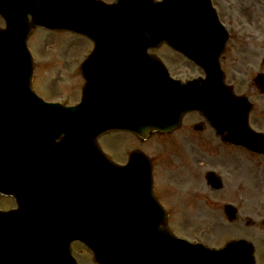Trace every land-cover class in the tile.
<instances>
[{
  "label": "water",
  "instance_id": "95a60500",
  "mask_svg": "<svg viewBox=\"0 0 264 264\" xmlns=\"http://www.w3.org/2000/svg\"><path fill=\"white\" fill-rule=\"evenodd\" d=\"M7 2L0 0V13L6 20V27L0 32V158L4 157L8 162L9 176L19 180L17 171L23 167L27 170L35 159L33 144L28 146L24 143L27 140L24 132L38 130L42 135L46 131L42 128V118L50 114L47 110L59 108L72 118L77 128L73 141L80 148L86 145L89 153L104 164H101L102 172L91 155L79 156L76 148L73 150L75 168H80V173L85 172L89 189L97 192L93 194L96 205L91 207L92 210L73 218L74 229L81 234L90 224L97 226L98 234L104 235L106 246L93 248L89 240H84L79 234L74 236L89 243L99 263L138 264L135 253H150L153 250L155 255L147 257L148 253L145 254L139 264H254L252 249L241 241H232L214 250L174 237L168 231L164 214L157 208L147 210V226L141 221L138 224L137 218H141L146 204H132L133 198L118 203L114 201L115 189L124 192L133 188L137 198L144 192H150L149 166L142 163L135 153L128 158L126 165H115L95 146L94 139L103 128H127L138 134H146L151 129L166 131L179 123L184 111L198 108L211 114V121L218 125L217 134L223 139L250 144L253 149L264 151V146H259L264 144V135L252 132L246 126L248 104L241 98L233 97L229 87L223 84L217 59L226 32L213 17L209 1L118 0L105 4L100 0H13L9 4L11 8L3 7ZM35 25L70 29L93 40L94 49L80 66L86 83L78 105L70 108L46 104L30 90L33 65L26 48V37ZM161 41H167L176 48H185L186 54L201 65L206 74L204 79L185 84L169 79L171 83H168L173 87L167 95L169 104L162 98L161 88L157 89L156 84L165 72L163 66L155 57L144 53L147 47H156ZM122 48L137 49L133 51L136 54L132 52L129 57L122 55ZM118 56L122 64L130 65L129 60L137 62L132 67L144 62L151 76V83H147L148 89L144 90L146 93H140L138 88V94L135 92L132 95L127 91V94L120 95L119 84L108 82L112 71L109 63H115ZM141 83L140 80L134 81L133 87ZM228 105L229 110L226 109ZM100 106L104 111L88 118L90 127L95 128L85 130L83 125L87 123V117L82 115L83 112ZM244 115L245 123H242ZM103 116L106 117L103 119ZM218 117L230 120V132L225 129L229 126L219 124ZM65 140L62 138L59 145L63 146ZM13 141L16 143L13 144ZM10 188L14 190L12 186ZM32 202L31 198H26L22 203L18 198L22 208L23 204L31 206ZM138 205L141 207L137 208ZM227 213L233 214L230 211ZM134 236L140 239L138 246L133 243ZM145 242L152 244L150 250L145 247ZM158 245H164V248ZM63 247L66 255V247ZM38 258L26 256L24 264H40ZM45 262L57 264L53 260Z\"/></svg>",
  "mask_w": 264,
  "mask_h": 264
},
{
  "label": "rangeland",
  "instance_id": "374dc122",
  "mask_svg": "<svg viewBox=\"0 0 264 264\" xmlns=\"http://www.w3.org/2000/svg\"><path fill=\"white\" fill-rule=\"evenodd\" d=\"M212 4L217 10L218 18L230 34L225 49L241 48L237 55L233 49L222 53V68L225 70L227 80L235 79L236 90L234 91L236 92L257 93V104L261 103L263 106L264 92L258 93L251 87V78L258 71H264L262 59L264 55V0H212ZM229 7H233V12ZM27 38V44L35 61L32 84L37 91L48 100H61L68 103L78 101L80 87L83 85L79 64L91 50V42L71 32L57 30L53 32L42 28H35ZM154 51L170 66L174 77L187 79L202 75L201 70L192 62L182 57L175 60L174 54L169 52L166 45H161ZM237 56H239L236 59L238 63L227 67V60ZM255 115L257 120H264V108L261 116L258 113ZM191 120L197 123L203 121L202 129L198 130L197 124L192 127L194 131L190 129L189 121ZM257 123L254 122V124ZM181 125L182 128L175 134L172 132L167 134L169 136L154 135L146 142H139L129 133H111L104 135L103 143L105 150L116 161L126 160V155L132 148H140L153 156L152 174L155 192H159L161 199L163 198L169 207L176 206L175 211L170 207L169 215V222L174 231L189 238L203 239L214 247L233 236H248L254 242L258 264H264V225L260 223L264 219V177L259 174L264 173V171L261 172L264 168V157L258 158L262 161L253 162V165L251 162L243 163L242 160H237V157L230 158L229 155L224 154L223 151L227 150L218 147V141L220 142L218 136L210 131L211 128L200 114L188 113ZM256 128L264 129V126H256ZM173 135L178 136V141L175 142ZM196 135H198L197 138L205 141V144H197ZM168 138L173 139L168 140ZM183 140L189 146L192 161L187 158L188 154L185 149L182 150L177 144ZM189 140H193L191 144ZM165 144L168 149L169 146L174 145V151L182 154L181 157H183L182 161L176 158L175 169L171 171L168 167L170 163L172 164V155L163 159L161 153L167 150ZM214 151L220 152L216 160L206 158ZM180 161L181 163H177ZM211 165L218 167V170L222 172L220 176L224 181L220 189L207 187L204 176L201 175L203 170ZM241 177L249 181H240ZM242 185H249V190L243 189ZM195 189L199 190L197 194L194 192ZM232 199L240 200L239 202L245 199L249 201V205L245 212L238 213L240 220L229 223L224 219L220 202ZM206 203L212 206L205 207ZM245 216H249L252 222L248 224ZM242 224L245 226L248 224L250 230L248 232L242 230L238 234V231L245 227ZM74 247L81 264H94L88 257L90 252L87 248L78 243H75Z\"/></svg>",
  "mask_w": 264,
  "mask_h": 264
},
{
  "label": "flooded vegetation",
  "instance_id": "af4514ba",
  "mask_svg": "<svg viewBox=\"0 0 264 264\" xmlns=\"http://www.w3.org/2000/svg\"><path fill=\"white\" fill-rule=\"evenodd\" d=\"M227 62L229 63L230 62V59H228L227 60ZM231 82H234V78H231V79H229ZM248 97H249V100L252 102V104H253V106H252V112H251V115H250V121H252V126H254V127H256V126H264V120H257V117H256V111H255V108H256V106H257V103H256V97H255V95H253V94H249V92H248ZM259 114V113H258ZM260 115V114H259ZM261 116V115H260ZM254 122H258L257 124H254ZM258 124H260V125H258ZM220 147H223L224 149H231V148H234V149H236V151H233L230 155H231V157L230 158H240V156H239V154L240 155H243L244 157H246V155H249V152H247V151H245L242 147H238V146H236V147H233V146H231L230 144H227V143H225V142H220ZM217 154H219L217 151H214V153H210V154H208L207 155V157L206 158H211V157H213V156H215V155H217ZM202 157V156H201ZM205 206H207V205H205ZM10 207H12L11 205H9V204H7V205H0V208H2V209H8V208H10ZM237 210H238V208H237ZM242 230H244L245 232H247L248 230H247V228L245 227V228H242Z\"/></svg>",
  "mask_w": 264,
  "mask_h": 264
},
{
  "label": "bare ground",
  "instance_id": "6f19581e",
  "mask_svg": "<svg viewBox=\"0 0 264 264\" xmlns=\"http://www.w3.org/2000/svg\"><path fill=\"white\" fill-rule=\"evenodd\" d=\"M243 163H245V162H243Z\"/></svg>",
  "mask_w": 264,
  "mask_h": 264
}]
</instances>
